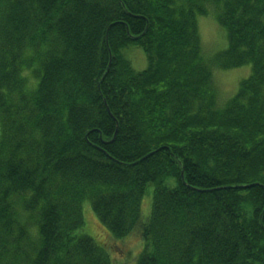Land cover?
<instances>
[{
    "label": "trees",
    "instance_id": "16d2710c",
    "mask_svg": "<svg viewBox=\"0 0 264 264\" xmlns=\"http://www.w3.org/2000/svg\"><path fill=\"white\" fill-rule=\"evenodd\" d=\"M102 229L135 264H264V0H0V264H130Z\"/></svg>",
    "mask_w": 264,
    "mask_h": 264
},
{
    "label": "rangeland",
    "instance_id": "374dc122",
    "mask_svg": "<svg viewBox=\"0 0 264 264\" xmlns=\"http://www.w3.org/2000/svg\"><path fill=\"white\" fill-rule=\"evenodd\" d=\"M198 32L199 37L202 42L203 49L209 52L210 57L215 53L222 51L226 48L227 42L226 37L222 29L214 22L212 18L208 17H198ZM126 57L130 60L133 68L137 71H141L146 67V58L144 52L140 48H131L128 50ZM251 73V68L249 65H245L243 67L230 69V70H218L214 69L213 79L216 82V85L219 90V98H221L222 102H226L229 98H231L237 91L239 87V83L246 79ZM148 203H147V202ZM149 202L150 198L145 197L143 206H142V216L145 218L149 212ZM85 203V204H84ZM86 205L88 202H84ZM93 215V214H92ZM84 222L85 227L90 222V217L84 213ZM93 218V217H91ZM93 220L96 222L95 218ZM97 224V222H96ZM99 225V224H98ZM100 226V225H99ZM101 227V226H100ZM102 228V227H101ZM105 233H102L103 240H108L111 242H120L121 240H115L108 235V233L102 229ZM85 234L92 237L95 241H97L100 245H103V241L101 239H97L95 234L89 233L85 231ZM107 237V238H106ZM109 241L106 244H110V250L112 252V257L114 261L122 262L125 259V262L130 264H135V258L138 254L136 251L132 250L135 247V241L130 238L127 243H110ZM129 250V252H128Z\"/></svg>",
    "mask_w": 264,
    "mask_h": 264
},
{
    "label": "water",
    "instance_id": "95a60500",
    "mask_svg": "<svg viewBox=\"0 0 264 264\" xmlns=\"http://www.w3.org/2000/svg\"><path fill=\"white\" fill-rule=\"evenodd\" d=\"M115 134H116V132H115ZM115 134H114V137H115ZM114 137H113V139H114ZM247 187V186H246Z\"/></svg>",
    "mask_w": 264,
    "mask_h": 264
},
{
    "label": "bare ground",
    "instance_id": "6f19581e",
    "mask_svg": "<svg viewBox=\"0 0 264 264\" xmlns=\"http://www.w3.org/2000/svg\"><path fill=\"white\" fill-rule=\"evenodd\" d=\"M116 131H117V129H116Z\"/></svg>",
    "mask_w": 264,
    "mask_h": 264
}]
</instances>
